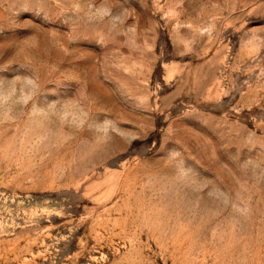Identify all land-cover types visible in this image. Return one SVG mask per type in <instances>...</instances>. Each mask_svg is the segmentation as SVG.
<instances>
[{"label": "rangeland", "instance_id": "obj_1", "mask_svg": "<svg viewBox=\"0 0 264 264\" xmlns=\"http://www.w3.org/2000/svg\"><path fill=\"white\" fill-rule=\"evenodd\" d=\"M0 264H264V0H0Z\"/></svg>", "mask_w": 264, "mask_h": 264}]
</instances>
